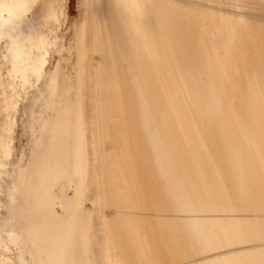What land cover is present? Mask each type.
Here are the masks:
<instances>
[{
    "label": "bare ground",
    "instance_id": "obj_1",
    "mask_svg": "<svg viewBox=\"0 0 264 264\" xmlns=\"http://www.w3.org/2000/svg\"><path fill=\"white\" fill-rule=\"evenodd\" d=\"M64 9L0 0V264H23L14 132ZM78 42L63 264H264V0H80Z\"/></svg>",
    "mask_w": 264,
    "mask_h": 264
},
{
    "label": "rangeland",
    "instance_id": "obj_2",
    "mask_svg": "<svg viewBox=\"0 0 264 264\" xmlns=\"http://www.w3.org/2000/svg\"><path fill=\"white\" fill-rule=\"evenodd\" d=\"M79 2L80 0H67L62 39L52 62L54 64L57 60L60 64L58 71L60 82L48 91L45 99L40 124L43 136L35 151L34 171L27 188L21 190L19 185L13 187L15 197L11 206L14 218L20 223L24 235L28 236L32 249L37 252L30 255L36 260V264H46L45 261L63 264L65 257L63 252L53 255H47L45 252L55 244L56 236L64 230L67 222L64 218L72 208L70 158L71 149L78 147V142L74 141L79 133L78 111L70 108L73 89L71 87L67 91L64 82L67 75L74 72L73 34L78 18ZM68 112L69 118L66 117ZM15 129L13 144L15 154L19 155L22 145L25 144L20 116ZM50 175L53 176V183L49 179ZM6 204H8L7 200ZM2 221L3 227L12 225L8 219ZM9 248L14 254H21L20 248L15 243H10ZM21 260L28 264L27 258Z\"/></svg>",
    "mask_w": 264,
    "mask_h": 264
},
{
    "label": "crops",
    "instance_id": "obj_3",
    "mask_svg": "<svg viewBox=\"0 0 264 264\" xmlns=\"http://www.w3.org/2000/svg\"><path fill=\"white\" fill-rule=\"evenodd\" d=\"M66 5L67 0H65V9L64 14L61 21V29L57 35L55 42L53 43L49 60L47 66L45 68V72L43 77L38 81L35 91L33 95L28 98L20 107V121L22 125V136L25 139V144L22 145L21 153L16 155L18 158V164L13 173V178H11L8 183L12 189V197L11 204L13 203L15 192L13 191V187L15 185H19L21 190H24L28 186V182L30 180V176L34 171L35 165V151L39 145V141L42 139V132L40 129L43 106L45 105V99L48 94V91L51 90L54 86H56L59 81L58 71L60 69V64L56 60L54 64H52L54 60V56L58 51L60 41L62 39V32L64 30L65 22H66ZM78 24H79V11L78 18L75 26V31L73 34V44L75 45V58L73 59V67L74 72L67 75V78L64 82V87L68 91L71 87L72 91V101H70L71 109L74 108L78 111V88H79V42H78ZM74 103V106H72ZM68 109L71 110V109ZM70 112V111H69ZM69 112L66 113V117L69 118ZM69 140V139H68ZM74 141L78 142V134L74 138ZM78 164H79V154L78 149H71V158H70V170L72 172V181L71 186L74 182L75 174L78 172ZM51 183H53V176H49ZM10 204V206H11ZM12 225L18 227L13 231V243H15L21 250V254H19L20 258H27L28 264H36V260H33L30 255L37 254V252L32 249L28 236L24 235L22 231V227L20 223L15 220L13 209L11 206L10 218L8 219ZM67 238V231L63 230L61 234L56 236L55 244L48 248L45 254L53 255L56 253L63 252L64 253V243ZM22 261V260H21ZM23 262V261H22ZM46 264H54L53 261H45ZM25 264V262H23Z\"/></svg>",
    "mask_w": 264,
    "mask_h": 264
}]
</instances>
